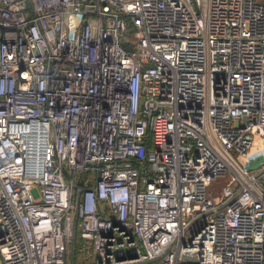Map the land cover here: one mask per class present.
<instances>
[{
  "label": "built area",
  "instance_id": "built-area-1",
  "mask_svg": "<svg viewBox=\"0 0 264 264\" xmlns=\"http://www.w3.org/2000/svg\"><path fill=\"white\" fill-rule=\"evenodd\" d=\"M0 264H264V0H0Z\"/></svg>",
  "mask_w": 264,
  "mask_h": 264
},
{
  "label": "rangeland",
  "instance_id": "rangeland-1",
  "mask_svg": "<svg viewBox=\"0 0 264 264\" xmlns=\"http://www.w3.org/2000/svg\"><path fill=\"white\" fill-rule=\"evenodd\" d=\"M261 153V150H259L258 148L253 149L252 151L249 152V155L245 158V157H240L237 154H235L236 158L241 161V162H245L246 160H255V158ZM227 180V175H220L217 178L213 179L211 184H210V193L212 196L216 197L219 195L221 188L223 186V184L226 182ZM84 252L86 254H89V251L84 248ZM86 261L89 260V256H86Z\"/></svg>",
  "mask_w": 264,
  "mask_h": 264
}]
</instances>
